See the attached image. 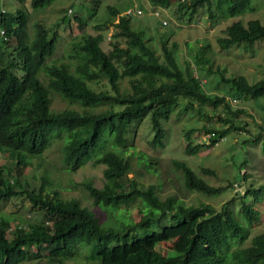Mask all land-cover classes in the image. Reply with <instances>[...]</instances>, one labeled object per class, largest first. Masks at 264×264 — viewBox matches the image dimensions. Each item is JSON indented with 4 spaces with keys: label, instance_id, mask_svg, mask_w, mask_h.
<instances>
[{
    "label": "trees",
    "instance_id": "obj_1",
    "mask_svg": "<svg viewBox=\"0 0 264 264\" xmlns=\"http://www.w3.org/2000/svg\"><path fill=\"white\" fill-rule=\"evenodd\" d=\"M52 1L31 0V4L39 8ZM152 2L164 6L174 4V15L179 21L198 19L205 9L212 24L219 18L254 10L251 0ZM110 9L118 15L110 48L102 47L101 33H82L74 43L76 52L70 54L79 57L74 69L66 61L47 62L56 48L57 30L43 20H35L30 36V11L25 5L15 9L12 15L15 24L7 22L4 9L0 11V23L5 28V35L0 34V152L10 153L15 159L13 171L5 170L0 163V199L24 195L41 214L39 219L26 224L19 220L12 225L11 218L0 212V264H23L30 260L39 263L42 259L61 264L86 244L92 248L87 246L90 256H98V262L93 264L264 263V232L254 234L250 244L241 245L250 234L249 226L259 218L258 211L251 205L243 202L241 206L250 222L248 226L235 215L233 200L216 209L209 203L187 205L174 196L161 199L152 184L144 185L128 175L129 159L120 147L126 143L132 126L145 116L149 115L154 131L150 145L162 146L166 136L163 121L169 118L180 98L188 99L186 107L194 108L197 102L213 108L223 104L234 114L242 109L232 107L224 94L207 90L188 61L181 67L174 52L175 43L169 46L165 37L161 51H157L149 43L145 30L135 27L136 14L119 12L114 7ZM75 18L82 23L80 17ZM97 27L107 26L98 24ZM263 37L264 23L258 18H251L245 24L238 19L225 26L217 41L226 49L242 42L251 44ZM205 47L206 44L202 45L199 51L203 53ZM195 56L196 68L200 62L208 61L198 53ZM41 68L47 76L46 83L38 76ZM216 72L237 96L264 94V77L250 82L243 74L225 77L220 68ZM125 76L129 77L128 90L120 83ZM101 77L105 78L102 85H107L108 81L107 89L90 84ZM50 90L70 102L80 103L82 110L52 108ZM238 100L233 99L234 102ZM100 106L106 107L98 109ZM218 119L230 122V128L239 127L231 117L221 113ZM230 128L203 125L208 141L196 143L191 142L190 130H186V153L194 154L214 145ZM62 133L65 168L75 169L91 158L105 164L102 185L83 182L94 204L116 207L139 197L148 206V213L133 225L113 227L103 223L80 200L63 198L56 189L45 190L43 183L36 188L22 178L30 157L39 155ZM173 162L180 169L186 188L204 193L220 189L186 162L179 159ZM246 175L243 173L242 178ZM166 217L171 221L161 224L160 220ZM155 222L157 229L151 228ZM233 236H238L236 244L240 243L234 248L230 241ZM166 243L170 247H166Z\"/></svg>",
    "mask_w": 264,
    "mask_h": 264
},
{
    "label": "rangeland",
    "instance_id": "obj_2",
    "mask_svg": "<svg viewBox=\"0 0 264 264\" xmlns=\"http://www.w3.org/2000/svg\"><path fill=\"white\" fill-rule=\"evenodd\" d=\"M251 2L254 10L229 15L224 19L219 18L213 24L205 9L202 12L204 14L201 13L202 16L198 19L179 21L174 15V4L164 6L153 3L152 0H97V2L53 0L49 5L39 8H34L31 0H24L23 3L16 0H0V11L4 9L7 22L15 24L12 17L15 9L25 5L30 11L28 27L30 36L33 35L35 20H43L48 26L57 30L59 35L56 48L47 58V62L66 61L74 69L79 62V57L70 54L76 52L74 43L82 33H101L102 47L106 50L110 48L115 28L114 22L118 18L110 7L116 8L119 12L128 7L140 8L142 12L134 15V19L137 18L135 27L145 30L149 43L159 52L163 38H167L166 42L169 46L175 43L174 52L180 66H185L188 61L193 72L201 76L203 86L207 90L220 95L224 94L232 107L242 110L234 114L223 104L213 108L207 104L200 106L197 102H194V108L186 107L185 103L188 99L180 98L169 118L163 121L166 136L162 146L150 145L149 140L154 131L149 115L145 116L139 123L132 126L126 143L122 148L120 147V151L129 159L128 175L144 185L152 184L161 199L174 196L175 199L187 205L209 203L216 209H219L224 202L233 200L235 215L248 226L250 222L241 206L243 202L251 205L258 211L259 218L256 223L249 226L250 234L241 243L245 246L251 243V237L254 234L264 232V94L258 97L237 96L235 90L230 89L229 83L221 80V75L216 71L220 68L225 77L243 74L250 82L264 77V37L251 44L242 42L226 49L221 48L217 41V37L223 34L225 26L234 20L240 19L245 24L251 18H258L264 23V0H251ZM153 10H159L160 15H152L150 12ZM75 16L80 17L83 20L82 23ZM164 20L165 23L162 22ZM98 24H105L107 27L98 28ZM204 44L207 47L201 53L199 48ZM197 53L208 60L200 62L198 68L194 66ZM38 76L44 83L47 82V76L42 68ZM104 81L105 78L101 77L91 81L90 84L98 89H107L109 83L106 79L107 85H102ZM120 83L124 89L130 88L129 77L121 78ZM50 96H52L50 105L54 109L68 107L82 110L80 103L70 102L55 91L50 90ZM234 98L239 100L234 102ZM104 107L106 106H100L98 109ZM219 113L231 117L239 127L230 128V122L218 119ZM203 125L230 129L225 137L214 145L194 154L186 153L184 149L187 144L186 130H190L189 136L192 143L208 141L207 132L202 129ZM63 136L64 133L54 137L49 147L39 155L30 157L28 164L24 167L22 178L36 188L43 183L45 190L56 189L63 198L74 197L80 200L81 204L90 207L103 223L113 227L133 225L141 216L148 213V206L139 197L116 207L94 204L83 182L91 181L97 186L102 185L105 181L103 176L105 164L96 163L91 158L75 169L65 168L62 161ZM174 159L186 162L206 181L220 189L215 193H204L186 188L181 171L173 162ZM0 163L5 166V170L13 171L14 156L0 152ZM203 168L212 171H204ZM243 173L247 174L244 179ZM239 181L241 185H234ZM240 187L244 189L238 195H243L237 196L235 193ZM0 212L11 218L12 225L19 220L26 224L30 220L41 217L40 212L33 209L31 202L24 195L0 199ZM169 217L160 220L161 224L169 223L171 221ZM151 228L157 229L158 224L155 222ZM230 241H232V248L240 244H236L238 236H233ZM86 245L91 248L89 244ZM87 246L79 247L75 256L65 259L61 264L97 263L98 256L94 254L90 256ZM165 246L170 247L169 243ZM40 261L42 262L36 263V260H30L23 264H60L45 259Z\"/></svg>",
    "mask_w": 264,
    "mask_h": 264
},
{
    "label": "built area",
    "instance_id": "obj_3",
    "mask_svg": "<svg viewBox=\"0 0 264 264\" xmlns=\"http://www.w3.org/2000/svg\"><path fill=\"white\" fill-rule=\"evenodd\" d=\"M123 11L126 12V13H131V14H137V13H141L142 12V10L140 8L136 9V8H133V7H128V8H126ZM150 13L152 15H154V16H159L160 15L159 10H153ZM162 22L165 23L166 21L164 20ZM0 34L1 35H5V28L2 26L1 23H0Z\"/></svg>",
    "mask_w": 264,
    "mask_h": 264
},
{
    "label": "water",
    "instance_id": "obj_4",
    "mask_svg": "<svg viewBox=\"0 0 264 264\" xmlns=\"http://www.w3.org/2000/svg\"><path fill=\"white\" fill-rule=\"evenodd\" d=\"M244 187H240L239 190H237V193L243 192Z\"/></svg>",
    "mask_w": 264,
    "mask_h": 264
}]
</instances>
